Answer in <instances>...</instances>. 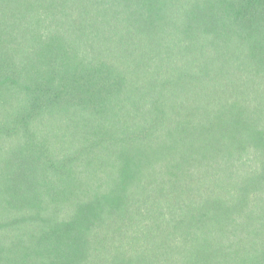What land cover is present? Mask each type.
Masks as SVG:
<instances>
[{"label": "trees", "instance_id": "trees-1", "mask_svg": "<svg viewBox=\"0 0 264 264\" xmlns=\"http://www.w3.org/2000/svg\"><path fill=\"white\" fill-rule=\"evenodd\" d=\"M0 264H264V0H0Z\"/></svg>", "mask_w": 264, "mask_h": 264}]
</instances>
